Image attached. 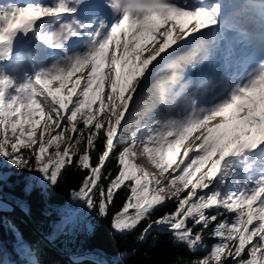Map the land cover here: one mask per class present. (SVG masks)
<instances>
[{
	"label": "snow or ice",
	"instance_id": "obj_1",
	"mask_svg": "<svg viewBox=\"0 0 264 264\" xmlns=\"http://www.w3.org/2000/svg\"><path fill=\"white\" fill-rule=\"evenodd\" d=\"M108 5L122 18L99 43L98 29L86 54L63 61L67 68L52 63L14 93L13 77L0 72V213L45 218L43 242L29 243L5 216L21 257L11 264H44L45 245L62 257L56 264H135V248L110 253L89 243L92 214L113 233H136L137 244L155 229L170 233L189 254L177 264H264V0ZM75 11L65 0L0 11V61L17 32ZM65 32L73 35V25L37 39L60 47ZM144 41L160 42L144 56ZM40 113L55 124L48 139L44 127L35 131ZM78 114L85 118L74 122ZM61 138L62 150L56 144L42 157ZM131 157H146L153 172ZM72 169L84 175L69 202L57 203L53 190Z\"/></svg>",
	"mask_w": 264,
	"mask_h": 264
},
{
	"label": "trees",
	"instance_id": "obj_2",
	"mask_svg": "<svg viewBox=\"0 0 264 264\" xmlns=\"http://www.w3.org/2000/svg\"><path fill=\"white\" fill-rule=\"evenodd\" d=\"M99 146L100 143L98 141L97 147ZM113 167L114 162L108 164V168ZM83 175L84 173L78 170H70L65 175L64 183L61 187L53 190L55 193L54 201L61 204L69 202L70 189L78 185ZM119 204L120 198L117 197L116 205L119 206ZM168 207L171 208L172 205L169 204ZM4 218L0 217V260L19 261L21 257L18 252L19 243L16 234L7 226ZM7 219L17 225L23 234L24 241L29 243L43 242L21 220L14 216H9ZM30 219L38 228V222L45 218L37 212ZM89 220L95 225V232L89 238L91 245L105 249L110 253L116 251V246L126 247L129 250L135 248L136 251L131 256V260L135 264H177L178 260L189 256L184 246L174 245L171 240V234L160 229H155L144 243L137 244L133 238L136 233L126 236L113 233L108 228L109 221L98 219L94 214L89 216ZM154 240L155 243H153ZM200 254L202 255L203 253ZM41 259L44 261V264H56L62 258L50 246L45 245L42 250Z\"/></svg>",
	"mask_w": 264,
	"mask_h": 264
},
{
	"label": "bare ground",
	"instance_id": "obj_3",
	"mask_svg": "<svg viewBox=\"0 0 264 264\" xmlns=\"http://www.w3.org/2000/svg\"><path fill=\"white\" fill-rule=\"evenodd\" d=\"M41 21H42V20L37 21L36 24H35L34 26H37ZM182 23H185V24H186V23H187V19H185ZM170 40H171V36H170ZM155 43H158V41H156V42H153V41H144V42H142V45H143V46H142V51H143L144 56H147V55L149 54V52H150L151 50H153V48H154V44H155ZM173 46H174V45H173ZM169 50H170V49H169ZM51 54H52V52H51ZM153 63H154V62H153ZM0 72H2L1 69H0ZM3 72L11 76V72H7L6 70H4ZM76 75H79V73L73 74V76L70 77V79H74ZM53 83H55V82H53ZM14 92H15V89H13V87H12L11 89H9V93H14ZM38 118L40 119V124L37 126V130L39 131L41 127H44V128H45V131H47V125L44 124V117H43V114L40 113L39 116H38ZM194 134H195V131H193L191 134H189V135L186 137V139H190L191 136L194 135ZM181 146H182V144H181ZM52 147H53V146H50L49 148H47L45 153H47V152H48V153L51 152L52 150H48V149H50V148H52ZM179 154H180V153H179V150H175V151L172 153V156L169 157V158L167 159L166 168H165L164 172L161 174L162 177L167 175L168 170L170 169V167L172 166V164L175 163V158H176L177 156H179ZM144 159H145V162H146L147 167H146V165L143 166L142 164H139V161H138L137 159L135 160L136 162L134 163V165H136V166H143L145 169H147V173L150 174V173L153 172L155 166L152 165V164H150V163L147 161V158H146V157H144ZM205 166H206V165H205ZM198 174H199V173H197V175H198Z\"/></svg>",
	"mask_w": 264,
	"mask_h": 264
},
{
	"label": "rangeland",
	"instance_id": "obj_4",
	"mask_svg": "<svg viewBox=\"0 0 264 264\" xmlns=\"http://www.w3.org/2000/svg\"><path fill=\"white\" fill-rule=\"evenodd\" d=\"M183 19L181 18V21H182ZM158 43H159V41H158ZM85 117H84V115L83 114H78L77 115V117L75 118V121L74 122H76V121H82L83 119H84ZM55 128V124L54 123H51V124H47V131H45V139H48L49 138V134L50 133H52V131H53V129ZM36 131V133H37V135H38V133H39V131L36 129L35 130ZM17 134H19V128L17 129ZM67 143V140L65 139V138H61L60 140H58V141H54L53 142V145H50V146H53L52 148H50V149H48V150H53L54 148H55V146H56V144H59L60 146H61V150H62V148H63V146H64V144H66ZM50 146H48V148L50 147ZM72 151H74V148L72 149ZM47 154H48V152L47 153H43L42 154V157H45L46 158V156H47ZM136 158H137V160L139 161V164H142L143 166H145L146 165V162H145V159L144 158H140V157H131L130 158V161H131V163H135L136 161ZM146 167H147V165H146ZM13 171H15L14 169H13ZM165 191H167L166 189H165ZM211 241V240H210ZM209 241V243H211Z\"/></svg>",
	"mask_w": 264,
	"mask_h": 264
},
{
	"label": "water",
	"instance_id": "obj_5",
	"mask_svg": "<svg viewBox=\"0 0 264 264\" xmlns=\"http://www.w3.org/2000/svg\"><path fill=\"white\" fill-rule=\"evenodd\" d=\"M0 214H3V213H0ZM10 214H13V215L17 216L18 218L22 219L32 230L35 231V233H37L39 236H41V234L35 229L34 225L30 221L29 217L26 216L22 211L17 209L14 213H10Z\"/></svg>",
	"mask_w": 264,
	"mask_h": 264
}]
</instances>
